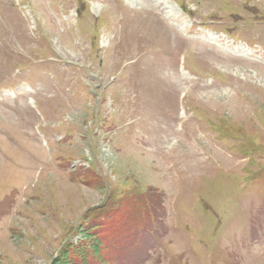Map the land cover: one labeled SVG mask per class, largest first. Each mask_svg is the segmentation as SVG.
<instances>
[{"label": "rangeland", "instance_id": "obj_1", "mask_svg": "<svg viewBox=\"0 0 264 264\" xmlns=\"http://www.w3.org/2000/svg\"><path fill=\"white\" fill-rule=\"evenodd\" d=\"M156 1L0 0V264L130 188L106 264H264V67L196 43L264 62V0Z\"/></svg>", "mask_w": 264, "mask_h": 264}, {"label": "trees", "instance_id": "obj_2", "mask_svg": "<svg viewBox=\"0 0 264 264\" xmlns=\"http://www.w3.org/2000/svg\"><path fill=\"white\" fill-rule=\"evenodd\" d=\"M131 190L132 188L122 193L115 203L109 205V209L115 207L116 217H118L111 225L102 219L108 216L105 211L108 206L102 205L88 209L80 224L84 228L82 240L78 243L68 241L51 264H106L109 254L106 241L110 228L115 230L114 224L127 226L132 218L130 214L139 215L140 219L148 217L149 210L146 204L150 195L141 192L138 195L137 192Z\"/></svg>", "mask_w": 264, "mask_h": 264}, {"label": "bare ground", "instance_id": "obj_3", "mask_svg": "<svg viewBox=\"0 0 264 264\" xmlns=\"http://www.w3.org/2000/svg\"><path fill=\"white\" fill-rule=\"evenodd\" d=\"M156 4L162 5L163 2L159 0V1H156ZM196 43L198 44L197 47H199L202 44V48L201 47L200 48L204 51V53L205 52L211 53V55H213L214 53L215 56L219 58V60L225 61V60H229L230 58H233V60L253 63L255 65H260L261 67H264V62L260 58H254L253 52H243V53L235 52V51L225 52V51H221L219 49L210 47L202 41H198Z\"/></svg>", "mask_w": 264, "mask_h": 264}]
</instances>
